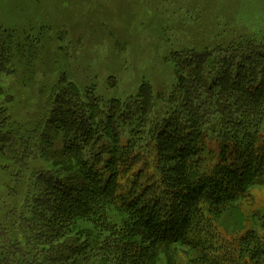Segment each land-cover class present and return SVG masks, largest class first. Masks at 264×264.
I'll return each instance as SVG.
<instances>
[{
	"label": "rangeland",
	"instance_id": "374dc122",
	"mask_svg": "<svg viewBox=\"0 0 264 264\" xmlns=\"http://www.w3.org/2000/svg\"><path fill=\"white\" fill-rule=\"evenodd\" d=\"M0 41L11 57L0 68V231L7 234L0 264H58L47 255L61 247L66 254L77 250L66 264H264V163L252 161L264 157V98L229 87L238 63L252 65L249 55L264 61V0H0ZM192 54L201 58L200 69L189 64ZM224 60L230 72L223 78ZM201 69L205 77L194 89ZM257 81L243 77L238 86ZM64 84L78 88L86 126L69 151L86 161L99 154L96 167L106 181L112 156L118 167L125 164L116 199L105 196V206L100 197L92 199V182L71 158L50 160L65 144L50 158L39 139L63 113L57 96ZM199 97L203 118L193 114L187 132L200 153L184 172L166 150V131L173 128L166 121L180 108L188 112ZM89 127L94 138L83 141ZM77 143L82 148L75 151ZM230 165L263 171L224 203L203 200L187 233L190 244L152 247L138 232L136 210L119 203L145 174L141 203L154 196L163 211L177 203L174 193L185 188L179 182ZM42 175L86 188L79 198L87 209L55 221L53 213L40 211L34 193L45 185ZM142 207L154 208V202Z\"/></svg>",
	"mask_w": 264,
	"mask_h": 264
},
{
	"label": "trees",
	"instance_id": "16d2710c",
	"mask_svg": "<svg viewBox=\"0 0 264 264\" xmlns=\"http://www.w3.org/2000/svg\"><path fill=\"white\" fill-rule=\"evenodd\" d=\"M0 68L4 69L11 63V57H10V46L3 44L0 41ZM2 45V46H1ZM6 51V52H5ZM5 52V53H4ZM194 54L188 57V62L191 64V62L195 65L192 68L196 67L198 69L199 66L197 65V62L201 61V58L198 60H195ZM246 59H254V63L257 66H253V64L249 65L246 63H238L237 67V73L235 76H232V80L230 82V86L232 89L235 88L237 91H242L243 93L247 94L251 98H256L255 100H263L264 98V61L260 62L259 59H255L254 56L249 55ZM226 64V68L223 72H226L223 76L226 77L228 72H230V66H228L229 62L228 60H224ZM199 79H195L192 82V86L194 89L198 88L201 84L200 82L203 81L205 77V71L204 69H201V73L197 76ZM244 77V79L249 80L251 82L257 81V84L250 87L249 85L246 86L245 84L242 86H238L241 82L240 80ZM228 83L227 81L225 82ZM60 94L58 97V103L61 107L58 109L62 110L63 113L56 115L53 121L50 122V127L47 126L46 129H44V132L41 134L39 139L43 140V145L46 147V154H48V157L51 158L52 151L56 150V146H61L63 144V147H61L62 151L56 152V158L52 157L50 160L58 159L61 161V164H63L65 157L68 158L70 161L75 162L78 164V167L82 168V172L88 179L93 183H91L90 194L92 199L95 197H100L101 201L104 202L106 205V201L104 200V197H110L116 199V193L118 192L117 189V180L119 175H125L121 171L122 167L125 168V164L122 163L120 167H118V157L112 156L110 163L112 164V168L109 172V180H104L102 176L99 173V170L96 167V157H99V154H95L94 158L91 161H86L85 159H82L80 157V154L78 152L71 153L69 151L72 148V144L79 138V135H82L84 133L81 132V128L85 127V123L83 122V110L78 107L80 105V92L78 88L70 86L67 87V84H64ZM71 88V89H70ZM228 86L225 88H221V93L225 92ZM256 89L257 93H255L254 90ZM191 91L193 88L190 89ZM197 93V91H196ZM259 96L255 97L257 94ZM204 99L200 98L197 102H189L191 103L190 110L187 112H181L180 110L174 111V115L169 118L166 121V127L172 126L171 131H166L168 137H171L169 141H165L166 143V150H169L172 152V158L173 160L180 161L185 167L183 169H179L180 171L183 170L184 172L189 168L190 160L193 156L200 153V150L197 145L193 142L190 144L188 142L189 135L188 134H194L191 130L187 132V128H190L192 126L188 125V123H194V115L195 119H199L201 121L202 114L198 112V103H202ZM216 101L213 100V105H215ZM191 110L193 111L191 113ZM58 116V117H57ZM91 118V117H89ZM181 119L185 120V122H181ZM247 122V121H246ZM243 123V122H242ZM94 128V124H91ZM107 126H111L108 122ZM89 127V135L83 137V141H86L88 138H94L93 133L90 131L92 128ZM85 130V129H84ZM184 131V132H182ZM249 135V134H248ZM39 136V135H38ZM37 136V137H38ZM78 138V139H76ZM118 142V141H117ZM116 142V147H114L115 152H118L119 146ZM88 145V141L84 144ZM82 144L80 145L77 143L75 146V151H77V148H82ZM240 146V145H239ZM22 147H25L22 145ZM21 147V148H22ZM227 147V145H226ZM25 151L28 149L25 147ZM240 153L246 154L248 157H251L252 153L250 151L247 152V150H242ZM254 157L250 158L249 161H251ZM258 164V162L264 163V157L259 156L257 158H254V160ZM251 161V163H252ZM86 168V171L83 170ZM258 170H254L250 168V171L248 168L246 169L243 166L237 167L234 165L226 166L222 170H218L213 174L203 173L198 176L193 175L194 177L190 178V181L186 179V181L179 182L182 186H184L183 192L180 193H174V198L177 200V203H170L168 209L160 210L157 207H160L158 204L157 207H155V203H157L156 198L151 197V199H145V203L143 204H149L150 201L154 202V208L152 207L149 210H146L142 207L141 199L145 198V191L142 190L148 188V184L142 183L139 179L141 176L144 179H148L149 176L140 174L137 180H134V185L126 191L125 193L121 194L120 197V205L124 210H127L129 213H131L129 208H134V216L137 220L138 226V232L140 236L143 238V241L146 243H149L152 247H156L158 245H169L171 243H181V244H190V241L188 239L187 233L190 230V228L193 226V220L197 217L200 211V207L203 200H209L212 203H215L216 205H219L221 203H224V201H227L228 198H230L234 191H245L247 187L251 186V184L255 183L257 179L260 177L261 172L263 171L259 167H257ZM185 169V170H184ZM120 170V171H119ZM182 171V172H183ZM127 172V171H126ZM144 172V171H142ZM259 172V173H258ZM208 174V175H207ZM80 173V178L83 181V177ZM43 176V175H42ZM83 176V177H82ZM78 177V176H77ZM107 177V178H108ZM44 178V184L43 186H36V192L34 193L35 196V203L40 208V211H46L53 213L52 218L54 219H63L66 220L68 217H75L80 213V208L83 206V210H86L88 207V203L86 201H81L80 193L79 191L87 190L86 188L82 187H75V185H72V187H67L66 184L62 182L61 179H56L53 176H43ZM79 179V177H78ZM103 179V180H102ZM84 183V181H83ZM102 183V188H101ZM81 184V183H78ZM106 184V185H105ZM254 185V184H253ZM106 187V188H105ZM71 191H78V193H75L74 195H71ZM180 191V190H179ZM177 191V192H179ZM92 192V193H91ZM89 194V193H88ZM103 196V197H101ZM150 198V197H149ZM72 200L74 203H69L67 200ZM150 200V201H147ZM68 202V203H66ZM76 202V203H75ZM180 202V203H179ZM87 203V204H85ZM179 203V204H178ZM96 205L100 206L99 203H96ZM94 209V205H91ZM101 206V207H103ZM140 206V211L138 212L137 209ZM151 207V206H150ZM157 208V209H155ZM89 210V209H88ZM38 217L37 215H35ZM65 218V219H64ZM37 219V218H36ZM55 225V224H54ZM40 229H44L47 226L38 225ZM6 233L0 231V240L5 239ZM58 248V247H57ZM63 249V247H61ZM55 250L49 253L47 257L52 262H57L58 264H63L66 262V259L71 257V255L77 251V250H70L69 253L66 254V252H63V250ZM8 257H12L9 254H4ZM264 255V253H263ZM60 262V263H59ZM25 264V263H23ZM66 264V263H64Z\"/></svg>",
	"mask_w": 264,
	"mask_h": 264
}]
</instances>
